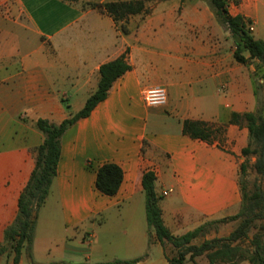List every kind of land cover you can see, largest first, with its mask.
I'll return each instance as SVG.
<instances>
[{"label":"crops","instance_id":"0c3cea01","mask_svg":"<svg viewBox=\"0 0 264 264\" xmlns=\"http://www.w3.org/2000/svg\"><path fill=\"white\" fill-rule=\"evenodd\" d=\"M128 1L0 0V245L44 142L36 122L60 124L82 111L98 90L101 66L124 54L131 69L61 139L57 175L43 207L55 199L65 230L84 237L77 248L65 240L55 264H69L70 254L92 264H169L166 248L150 243L142 184L148 171L157 177L160 196L169 191L161 208L175 236L239 213L242 152L250 134L247 125L230 122L233 114L264 116V65L236 61L230 32L208 6H182V0L146 5L147 13L119 22L90 6ZM239 15L253 23L254 38L264 41V0H254ZM152 87L166 90L165 106L146 105L143 94ZM187 120L206 122L215 133L225 128L209 144L184 134ZM106 164L123 171L114 196L96 187ZM110 220L115 250L105 255L95 231ZM237 226L238 221L215 226L194 244L228 237ZM40 240L46 246V237L36 233L20 264H38ZM7 262L0 256V264ZM197 262L209 264L204 256Z\"/></svg>","mask_w":264,"mask_h":264},{"label":"trees","instance_id":"16d2710c","mask_svg":"<svg viewBox=\"0 0 264 264\" xmlns=\"http://www.w3.org/2000/svg\"><path fill=\"white\" fill-rule=\"evenodd\" d=\"M202 1L207 2L218 22L230 32L236 46V61L247 64L251 60H258L264 65V41L254 38L250 30L252 22L242 15H230L227 0ZM90 6L106 12L118 22L148 12L144 0L91 4ZM245 53L249 54L248 58L245 57ZM130 69L125 54L102 65L98 90L88 99L82 111L60 124L45 119H39L36 122L37 128L44 135V142L37 149L36 167L21 193L18 215L6 229L4 242L0 245V256H7V264H20L23 250L27 248L28 251H31L35 238L38 210L44 206L57 175L63 135L78 120L90 116L96 106L107 98L113 84ZM230 123L247 125L250 134L249 144L242 152L246 160L240 167L242 205L238 214L208 222L182 236H175L166 227L163 220L161 208L163 196H160L156 191L157 177L155 173L148 171L143 175L142 184L146 198V218L150 243L157 241L163 247L166 244L173 247V256L167 257L169 264H198L197 259L202 256L206 257L209 264H240L245 261L250 264H264V237L258 233L251 240L250 248H245L243 245L245 240L250 238L249 233L254 222L264 220V192L257 188L251 193L245 183V177L250 168H253L258 176L264 177V116L261 113L233 114ZM224 128V126H220L217 133H223ZM183 132L192 139L209 144L213 142L217 134L212 125L190 120L184 122ZM251 158H255L252 166L250 165ZM122 181V169L114 164H106L98 170L96 187L103 195L114 196L118 193ZM233 221H238V226L228 237L205 240L200 245L194 244V241L210 227ZM263 231L264 225L259 229L260 233ZM139 261L140 259L117 260L105 264H137Z\"/></svg>","mask_w":264,"mask_h":264},{"label":"rangeland","instance_id":"374dc122","mask_svg":"<svg viewBox=\"0 0 264 264\" xmlns=\"http://www.w3.org/2000/svg\"><path fill=\"white\" fill-rule=\"evenodd\" d=\"M174 0H145L146 5L149 8H153L156 5H169L172 4ZM180 1V0H179ZM254 0H227L228 4V11L230 15L236 16L239 13L244 11H248L252 8V3ZM180 5L182 6H208L207 2L202 0H184L180 1ZM209 7V6H208ZM253 26V23H251ZM262 107V105H260ZM261 109V108H260ZM262 111V109L260 110ZM250 165L252 166L255 162V158H251ZM245 183L248 188V191L253 193L257 188H260L264 192V177L258 176L253 168L249 169V173L245 177ZM166 200V199H165ZM164 200V201H165ZM48 205L45 207H41L38 210V217H37V232L35 230V235H43L46 237L44 244L46 246L41 245L43 241H39V244H36L35 250V262L38 264H55L59 261L60 256L58 252L64 246L63 243L65 240L71 244L70 247L77 248V245L84 237V233L70 229L68 231L65 230L61 220H60V209L56 204L55 199H48ZM240 222V221H239ZM264 225V220H257L252 225V229L250 230L249 237L243 243L245 248H250L251 240L254 239V236L259 233L260 236L264 237V231L259 232L260 227ZM149 229V227H148ZM115 230V223L108 221L103 227H100L98 230L95 231V234L98 235L99 241L102 247H104L105 255H109L114 252V248L111 246L112 242L110 237L113 236ZM124 230V229H123ZM123 230H120L119 235ZM215 227H210L200 239L204 238L206 234H210L214 232ZM35 240V238H34ZM76 242V243H74ZM34 244V241H33ZM33 247V246H32ZM166 248V252L169 254V257L173 256V248L170 244H166L164 247ZM32 250V249H31ZM153 250L155 256L158 257V253ZM145 259V258H144ZM114 262V261H113ZM69 264H92L90 261L83 259L82 256L70 254L69 256ZM141 264H147L146 260H143Z\"/></svg>","mask_w":264,"mask_h":264},{"label":"built area","instance_id":"2783aa9c","mask_svg":"<svg viewBox=\"0 0 264 264\" xmlns=\"http://www.w3.org/2000/svg\"><path fill=\"white\" fill-rule=\"evenodd\" d=\"M250 30L253 31V26L251 25ZM144 101L149 107H163L167 104V92L161 87H152L144 91L143 94ZM169 191H165L163 196H168Z\"/></svg>","mask_w":264,"mask_h":264}]
</instances>
